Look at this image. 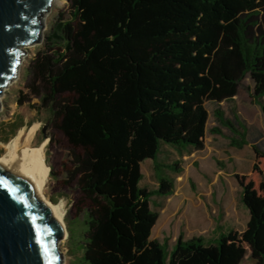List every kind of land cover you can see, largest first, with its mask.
Wrapping results in <instances>:
<instances>
[{
    "label": "trees",
    "instance_id": "obj_1",
    "mask_svg": "<svg viewBox=\"0 0 264 264\" xmlns=\"http://www.w3.org/2000/svg\"><path fill=\"white\" fill-rule=\"evenodd\" d=\"M247 76L264 112V0H70L69 17L59 12L17 102L39 97L32 106L67 138V182L80 192L85 226L80 264H240L249 251L264 264V148L256 143L251 171L236 174L249 211L243 229L181 233L172 246L151 238L160 216L151 198L174 191L158 170L180 169L159 160L162 147L202 148L207 102L233 99ZM214 114L234 130L232 144L248 143L221 107ZM147 158L156 189L140 184Z\"/></svg>",
    "mask_w": 264,
    "mask_h": 264
},
{
    "label": "rangeland",
    "instance_id": "obj_2",
    "mask_svg": "<svg viewBox=\"0 0 264 264\" xmlns=\"http://www.w3.org/2000/svg\"><path fill=\"white\" fill-rule=\"evenodd\" d=\"M69 2L70 0H53L52 4L41 17L42 28L39 41L23 46L22 49L25 52L20 57L21 63L16 76L0 91V155L5 152V143L15 136L19 128L23 126L33 128H36L33 124L38 126L32 142L34 145L39 144L45 138L44 130L47 134L51 132L56 135L57 138L53 142L50 143V138H48L46 144L47 163L56 172L54 175L50 173L49 185H47L46 192L53 202L61 203L63 211L65 210L64 216L67 227L69 226L68 231L72 234L70 240L68 239L69 232L66 239L60 240L64 253L63 264H80V256L82 254L81 232L85 226L78 222L82 219V214H79V206L81 205L80 192L74 183L67 182L66 166L69 164L67 138L62 132L50 128L48 125L49 113L45 108L37 109L32 106L33 103H40L39 97L32 96L30 101H26L23 104H18L17 102L19 91L21 89L26 91L24 87L25 77L32 57H34L37 49L41 47L42 40L56 27L59 12L64 10L66 17H69ZM251 85L252 81L247 76L241 82L238 93L233 100H224L220 103L207 102L206 105L209 110L207 128L209 133L226 136L224 131H231L233 134L234 130L230 126L218 121L214 114V109L221 107L240 129V132L236 131L234 133L235 136H238V138L244 136L248 141H254L256 138H259L258 142L264 146V112L260 104L251 96ZM236 114L238 115L237 119L235 118ZM16 125H18V128L13 133L12 131ZM216 126L221 128V133L212 130ZM228 138L220 139L218 143L221 149L224 150L222 155L215 152L208 154L206 159H202L199 156V154L204 153L201 150L205 147V143L202 148H196L197 151H194V153L178 151L168 146L162 147L158 155L159 160L167 164L178 162L180 169L179 171H173L169 167H163L158 170L159 176H164L163 174H165L174 179V191L169 195L155 194L151 198V208L158 210L160 213L157 223L152 230V237L157 236L156 233L159 227L163 228V230L158 235L163 234L164 236H168L170 229L175 231L176 228L181 227L184 233L189 232V236L193 237L194 235H205L207 233L213 236L219 232H226L227 228L232 226L231 224H235L239 229L245 226V220L249 218V211L240 200L239 191L235 192L240 210L239 220L234 223H225L223 226H221L222 218L216 216V212L212 213L215 204L210 203V207L205 201L197 205L193 201V196H191L192 191L197 193L200 191V196L204 200L210 199L211 196L206 193L205 187H209L212 184L211 177L214 176L216 169H224L227 172L236 168L238 171H243L241 174L248 173L247 171L251 166L249 152L251 151V147L248 144H244L243 148L240 149L238 148L239 146L236 147L237 145L231 143L230 137ZM4 139H7V141ZM233 153L244 154L241 160L239 158L236 159L240 164L232 157L231 154ZM142 172L141 186L148 189H156L159 186V179L152 158H147L142 162ZM221 181L225 184L223 179ZM226 197L229 200L233 198V190L228 185ZM246 213L248 217H246ZM69 220L74 221L69 222ZM212 222L216 224L213 226ZM216 225L220 226L215 232L212 228H216ZM210 228L212 231H210ZM252 264H257L256 260H253Z\"/></svg>",
    "mask_w": 264,
    "mask_h": 264
},
{
    "label": "water",
    "instance_id": "obj_3",
    "mask_svg": "<svg viewBox=\"0 0 264 264\" xmlns=\"http://www.w3.org/2000/svg\"><path fill=\"white\" fill-rule=\"evenodd\" d=\"M53 0H0V91L16 76L22 48L40 39ZM44 139L50 138L44 130ZM62 224L22 174L0 163V264H63Z\"/></svg>",
    "mask_w": 264,
    "mask_h": 264
},
{
    "label": "crops",
    "instance_id": "obj_4",
    "mask_svg": "<svg viewBox=\"0 0 264 264\" xmlns=\"http://www.w3.org/2000/svg\"><path fill=\"white\" fill-rule=\"evenodd\" d=\"M235 98V96H234ZM233 98V99H234ZM230 99V100H233ZM237 114L235 115V118L237 119ZM235 119V120H236ZM226 136L217 134V133H209L208 132V128H206V134H205V147L201 150V152H204L202 154H199L200 157H202V159H206L208 154H212V153H217V154H221L223 153V149H221L220 145L218 144L220 139H229L228 137H230L232 135L231 131H224ZM259 138H256L254 141H248V145L251 147V151L250 152V161H251V166L248 169L247 172H250L252 169V166L254 164V160H255V151L253 149V144H259L262 148H264V146H262L259 142H258ZM222 145V144H221ZM168 147H173L170 145H165ZM234 147V146H233ZM238 147V146H236ZM175 148V147H173ZM238 148H243V147H238ZM178 151H184V152H191L194 153V151H197V149L193 146H189L186 148H182L181 150L175 148ZM196 155V154H195ZM232 157L236 160L237 158H239V160H241L243 158V153H233L231 154ZM237 163H239V161L236 160ZM240 164V163H239ZM238 173H243V171H238L236 168H234V170H229V171H224V169H216V172L214 173V176L211 177L212 178V184L209 185V187H205V191L206 193H208L211 197L210 199L207 198V200H204L203 197L200 196L201 192L198 191H192L191 196H193V201L195 202V204L200 205L202 203H204L206 201V203H208V205L211 207L210 203H213V205L215 204V206L213 207V211L212 213L216 212V216L221 217L222 218V222H221V226H223L225 223H234L235 221L239 220L240 217V210H239V204L236 200L235 197V192L239 191L240 194V200H241V191H242V187L239 184L237 178H236V174ZM225 181V184L222 183L221 180ZM219 180V182H218ZM227 182V183H226ZM227 185L230 186L231 190H233V198H230V200L226 197V190H227ZM218 195V197H217ZM247 212V211H246ZM209 217V216H207ZM246 217H248L247 213H246ZM249 218H246L245 222L247 223ZM213 223V222H212ZM245 223V226H246ZM216 223H213V226ZM156 225V224H155ZM231 227H236L235 224H231ZM220 225H216V228L214 227V229L212 228V230H214L216 232V230L219 229ZM245 226H243L240 229H243ZM230 227V228H231ZM229 229V228H227ZM163 228L159 227L157 230V236L152 237L151 238H157L159 240H163L164 238H168V242L169 245L172 246L178 236L183 233L184 238H192L189 236V232H183V230L181 229V227H178L175 229V231H173L172 229L169 230V235L168 236H164L162 235H158V233H162ZM205 230V229H204ZM207 230V229H206ZM210 228V231H212ZM173 231V232H172ZM190 231V230H189ZM209 232V231H208ZM201 233V232H199ZM220 234V232L216 235H209L208 233L203 235L200 234L202 236H209V237H217ZM197 235V236H200ZM195 236V235H194ZM193 236V237H194ZM252 260V261H250ZM253 258L250 255V251L246 254L245 259L240 263V264H252L253 262Z\"/></svg>",
    "mask_w": 264,
    "mask_h": 264
},
{
    "label": "bare ground",
    "instance_id": "obj_5",
    "mask_svg": "<svg viewBox=\"0 0 264 264\" xmlns=\"http://www.w3.org/2000/svg\"><path fill=\"white\" fill-rule=\"evenodd\" d=\"M37 132L33 127H21L15 136L5 143V152L0 155V163L24 175L33 185L36 194L52 210L53 216L62 224L64 234L62 240L68 236V227L65 221L61 203L53 202L47 195L46 189L50 166L46 160V144L48 139H43L39 144H32Z\"/></svg>",
    "mask_w": 264,
    "mask_h": 264
}]
</instances>
